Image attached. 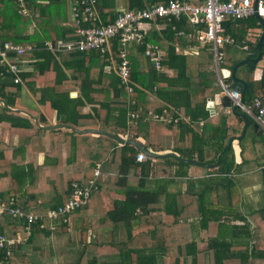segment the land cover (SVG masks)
<instances>
[{
    "label": "trees",
    "instance_id": "16d2710c",
    "mask_svg": "<svg viewBox=\"0 0 264 264\" xmlns=\"http://www.w3.org/2000/svg\"><path fill=\"white\" fill-rule=\"evenodd\" d=\"M160 1L153 2L165 4L169 0ZM113 2L98 0V27L115 21L118 11ZM151 6L153 5L148 0H126L125 10ZM27 9L28 15L23 16L13 0H0V46L11 42L19 46L35 47L34 51L21 57L32 69L27 72L24 70L18 75L19 83H15L16 75L9 72L6 66L0 65V201L14 199L16 206L22 211L43 217L48 210L63 206L72 194V184H86L94 177L97 167L104 173L115 174V186L121 184L125 181L124 175L130 174V166L140 152L132 145L133 142L121 143L117 140L123 139L130 131L134 132L135 142L141 137L147 140L152 153L165 149L156 142V136L162 137L165 132L166 135L176 136L172 150L181 158L210 164L217 161L228 140L227 115L221 111L213 118V112L208 106L209 101H213L215 95L221 92L217 76L213 70L200 71L194 75L188 56L179 52V49L182 51L188 47L199 48V41L196 38L189 40L186 35L193 32L195 36L196 29L202 27H192L183 16L179 20H162L166 25L163 31L148 33L147 40L158 44L167 52L162 65L173 70V76L156 71L151 59L145 55L144 46L131 45L128 55L133 92L129 93L115 70H110L112 61L109 56H103L99 51L90 54H54L44 49L45 41L56 43L73 34L74 29L69 27L73 24V17L68 0H28ZM89 25L86 23L83 27ZM225 28L235 39V43L227 45L224 50L226 60L232 61L228 66L232 69L242 60L233 61L234 48L241 44L252 52L260 36H257L254 43H250L247 40L249 30L260 29L261 26L255 17H251L228 21ZM180 31L185 35L177 36ZM114 44L113 59L116 62L120 45L118 40ZM201 52L207 55L206 51ZM138 56L141 57L143 67ZM90 69L94 70L88 77ZM243 71L252 73L248 68ZM252 84L254 89L246 95L247 104L257 97L258 91L264 93V70L259 82ZM26 89L38 97L37 102L45 114L56 115L58 124L73 125L79 131L99 127L101 134L94 133L97 137H93L81 135L78 130H52V148L47 152L45 162L39 165L37 157L39 153L46 151L43 146L46 132L36 124L34 118L21 112L18 99ZM76 89H79L80 96L73 99L70 93ZM149 94H154L157 99L148 100ZM88 104L93 105L92 112L84 114L83 110ZM164 111L167 117L178 118L179 121L169 124L154 119V115L163 114ZM129 113L138 116L136 122L127 123ZM182 117H189L193 126L180 120ZM208 119L213 121L212 135L204 139L198 132L199 122ZM39 124H43L42 121L39 120ZM7 131L10 135L8 143ZM13 137H18L19 146L13 144ZM55 144L59 146H55L57 149L53 150ZM232 152L230 149L223 157V162L229 164L228 172L234 164L227 160ZM208 153H212L210 158L207 157ZM18 156L21 160H18ZM178 164L181 168L189 167L182 162ZM219 170L226 174V164L222 163ZM226 178L223 183L217 181L211 184L207 180L192 183L189 197L180 190L173 197L178 207L173 205L171 195H167L164 202H161V197L165 194L163 187L145 189L144 182L138 186H124V199L114 200V207H106L104 210V220L114 224L107 240L97 239L94 242L92 235L87 236L89 230L84 228L78 252L71 256L73 250L68 246V255L64 257L62 254L64 259L59 261L64 264H188L191 257V264H199L200 252L196 236L200 231L207 233L209 223L219 220L215 209L217 207L212 203L207 205V190L210 193H218L222 187L230 190L233 186L226 185ZM99 186L100 183L98 188ZM48 195L52 196V202L40 204L41 197ZM162 204L166 214L174 217L173 224L178 228L172 229L164 226L165 223L161 220H156L163 211ZM193 217L197 220L188 223V219ZM41 224H45V228H41ZM68 225L58 222L52 230L47 219H40L34 225L33 234L40 233L49 237L57 234L62 226ZM137 230L138 233L134 234ZM18 231L23 232L20 222H7L0 214V235L12 237ZM211 242L210 248L219 254L222 249L220 241L214 239ZM30 247L32 251L27 252ZM36 248L33 235L15 248L4 264H52L33 251ZM48 248L53 251L50 255L54 258L53 264H58L57 256L60 254L56 252L54 245H48ZM103 254L108 256L103 257ZM219 263L217 260L216 264Z\"/></svg>",
    "mask_w": 264,
    "mask_h": 264
},
{
    "label": "crops",
    "instance_id": "0c3cea01",
    "mask_svg": "<svg viewBox=\"0 0 264 264\" xmlns=\"http://www.w3.org/2000/svg\"><path fill=\"white\" fill-rule=\"evenodd\" d=\"M115 5V10L119 11L121 9L125 10L126 0H113ZM150 1V5L158 4L154 3V0ZM166 0H161L160 2H165ZM168 2V1H167ZM139 10V9H135ZM134 11V10H130ZM257 20V19H256ZM259 23V22H258ZM145 28L151 31H156L160 33L166 28L165 23L161 22H151L147 25H144ZM193 27V26H192ZM262 27L260 29H252L249 30L248 33V41L250 43H254L257 36H261ZM231 35V34H230ZM68 38V37H67ZM154 43V42H153ZM158 45V44H157ZM160 47V46H159ZM179 48H177L178 50ZM191 49L189 52L188 50ZM234 49H239L243 51L246 56L251 53L248 50H244L241 44L236 46ZM164 52V58L167 56V52L162 49ZM192 51H195L192 53ZM198 48L188 47L183 49L182 51L179 49V52L188 56V63L194 75H196L200 71H214V63L213 57L211 53L207 52L203 54L201 50L198 51ZM234 55V53H233ZM245 56V57H246ZM243 57V59L245 58ZM163 58V59H164ZM140 61V65L142 63L141 57L137 58ZM212 66H210L211 63ZM112 61V62H111ZM110 70L114 69L116 72V62L111 60ZM28 63V62H27ZM153 64V62H152ZM154 65V64H153ZM108 66V67H109ZM143 67V63L141 65ZM163 66V65H162ZM228 61L226 60L225 69H231L228 67ZM29 64H26L24 70L31 71ZM141 67V68H142ZM168 72H159L168 74L169 76H173V70L163 66ZM94 69H90L88 71V77L92 75ZM108 72L107 69H105ZM157 71V70H156ZM158 72V71H157ZM246 73V71H245ZM216 74V73H215ZM247 74V76H245ZM237 76L245 79L252 85L254 89L253 82L258 83L261 75L258 78L250 77L251 73H246ZM217 76V74H216ZM218 80V77H217ZM228 83L232 86V82L228 79ZM221 90V89H220ZM248 92V93H249ZM247 93V94H248ZM246 94V95H247ZM80 96L79 89L73 90L70 93V97L75 99ZM257 96L261 97L264 101V93L258 91ZM25 97V99H24ZM226 95H223L221 92L215 95L213 101H209L210 111L213 112L211 117L215 118L218 116V113L223 111L224 114L227 115V127H228V146L230 140L233 138L240 137L243 133L245 127V121L241 117L243 114L239 109L235 112L233 111V105H231L230 99H226ZM148 100H156V96L154 94H149ZM19 106L22 108L21 112L23 115H30L34 119L36 124L44 129L45 137L43 138V146L46 151L39 153L37 157V162L39 165H42L46 160V154L52 148V130H72L66 128V126L73 127L75 130H78L75 126L71 125H61L57 123L56 115L49 116L45 114L44 109L38 104V97L33 96L27 89L23 91L21 97L18 99ZM246 101V97H245ZM28 102V103H27ZM233 103V102H232ZM134 105V104H132ZM93 105H87L83 112L89 113L92 112ZM130 114V113H129ZM128 114L127 123H134ZM186 123H189L193 126L189 117H182ZM39 120L42 121L43 124H39ZM251 121V120H250ZM212 119L201 120L199 122L198 132L201 134L204 139L210 138L212 135ZM250 124L247 129L245 136L241 141H237L235 139L232 142L231 149L233 150L232 154H230L227 160L231 163H234L229 170V164L223 162V157L220 164L214 168L200 167L195 165H189L187 168H181L178 164V159L168 156L161 159L149 158L147 157L146 162L140 163L135 160L132 166H130V174L124 175L125 181L121 184L115 186L116 180L115 174L112 172L104 173L101 170V175L99 177L100 186L96 190H94L93 196H91L89 204L83 208L74 212L70 218V223L68 226H62L60 231L57 234L46 237L43 234L36 233L34 235L35 245L37 248L33 251H36L38 255H40L46 261H50L53 264L54 258L51 257V253H53L52 248H48V245H54L56 252L60 254L57 256V260L64 259L68 255L67 248L73 250L71 252V256L78 252L80 243L81 232L84 228L88 229L87 236L93 238L94 242L97 241H105L108 238V233L110 232V228H113V223L111 221L107 222L104 220V210L107 207L112 208L114 200H123L124 199V186H138L142 185L145 189H164V195L161 197V202L165 200L167 195H171L173 205L176 206V200H174V194H178L180 190L185 194L187 193V197H189L190 186L192 183L201 180H207V183H216L220 181L223 183L225 178L223 175H226V185L233 186L230 190L225 187H222L218 190V193L213 192L210 193L207 190V205L212 203L215 205V208L218 212V222H210L207 227V233L205 231H200L196 236V241L198 243V250L200 252L199 255V264H216V261H220L219 264H264V132L260 134L259 131L255 130L253 127V123ZM82 131H87L85 129H81ZM88 130H93L90 133H82L81 135H90L93 137H97L94 133L101 134L99 127L91 128ZM74 131V130H73ZM147 133V132H146ZM147 135L153 139L151 134ZM104 136V135H103ZM102 136V137H103ZM164 136V137H163ZM9 132H6V143L9 142ZM125 141L135 142L134 132L130 131V133L123 136ZM105 138V137H103ZM13 144L15 146H19L18 137H13ZM137 139V138H136ZM155 139V137H154ZM176 136L173 134L164 135L162 137L156 136V142L159 146H162L163 150L158 151L157 155H169L175 154L180 157L179 154L175 153L172 149L175 147ZM138 143L146 147L150 152H153L149 149L147 140L144 138H138ZM136 142V143H137ZM133 145V144H132ZM135 147V146H134ZM225 147V148H226ZM136 148V147H135ZM224 148V149H225ZM139 150V149H138ZM140 151V150H139ZM224 151V150H223ZM222 151V152H223ZM142 152V151H141ZM221 152V153H222ZM220 153V154H221ZM155 154V153H154ZM219 154V155H220ZM212 153H208L207 157L210 158ZM218 155V157H219ZM32 157V156H31ZM18 160H21V157L18 156ZM149 161L150 164L148 163ZM197 161V160H193ZM218 161V158H217ZM217 161L213 164H216ZM199 162V161H197ZM183 163V162H182ZM202 163V162H201ZM226 164L227 172L222 173L219 168L221 164ZM147 164L150 165V172H147ZM186 164V163H185ZM210 164V163H204ZM145 167V169H143ZM182 172H186V175H183ZM116 183V184H115ZM225 184V183H224ZM102 187V189H101ZM98 190V192H97ZM191 192V191H190ZM52 202V196L41 197L39 203L40 204H48ZM161 216L157 217L156 220H161V222L172 229L178 228V226H174V217L172 215L166 214L162 204ZM4 219L9 222L11 221L7 217ZM197 218L193 217L188 219V223L192 221H196ZM185 220L182 221L184 223ZM186 222V223H187ZM144 228V227H141ZM142 230V229H141ZM20 232V231H18ZM17 232V233H18ZM137 231H134V234H137ZM16 234V233H15ZM14 234V235H15ZM133 234V235H134ZM204 235L206 238L204 239ZM174 237V236H173ZM172 237V238H173ZM214 239H218L220 244L222 245V249L219 254H216L211 248L210 244ZM204 245V247H201ZM207 250V252H206ZM31 247L27 249V252H31ZM21 252V251H19ZM20 254V253H19ZM58 254V255H59ZM63 254V256H62ZM109 254V253H108ZM108 254H103V257L108 256ZM70 259V258H69ZM66 261V260H65ZM191 257L188 259V264H191ZM162 262V259H161ZM207 262V263H206ZM58 264H64L59 261ZM66 264V263H65Z\"/></svg>",
    "mask_w": 264,
    "mask_h": 264
},
{
    "label": "built area",
    "instance_id": "2783aa9c",
    "mask_svg": "<svg viewBox=\"0 0 264 264\" xmlns=\"http://www.w3.org/2000/svg\"><path fill=\"white\" fill-rule=\"evenodd\" d=\"M71 3L73 17V34L65 39H60L56 43L45 41L44 49L54 54L68 52L92 53L99 51L103 56H109L114 60V41H119L120 48L116 53V74L120 78L122 85L129 93L133 92L131 86V62L129 60L128 48L133 45L144 46L145 55L151 59L158 72H168L162 66L164 52L156 43L147 40L149 30L145 28L151 22H161L162 20H179L185 16L188 23L196 29L186 36L189 40L196 38L200 45L199 50H204L212 54L214 70L218 77L221 93L228 96L234 105L246 114L249 119L257 123L264 130V101L257 96L250 103L241 104V94L232 90L228 83V78L224 77L222 71L225 69V47L235 43L234 37L226 32L225 23L231 20H242L255 17L257 13L264 20V0H169L167 3L155 4L149 8L134 11L119 10L115 21L112 24L98 27L96 17V5L98 0H68ZM20 9L23 16H27L28 0H13ZM89 23L88 27L83 24ZM180 31L177 36H184ZM248 50L247 46L243 47ZM35 50L32 45L19 46L11 42H6L0 46V65L8 68L9 72L16 75L15 83L20 82L18 76L26 66V60L21 57L28 52ZM189 52L191 49L188 50ZM196 51V54H198ZM195 51H192V53ZM134 104V102H132ZM155 120L177 123L178 118L167 117L166 111L163 114L153 116ZM129 118L136 122L138 116L130 113ZM136 160L140 163L146 162L147 156L139 152ZM100 167L94 171V177L86 184L74 182L72 184V194L67 202L56 209L48 210L43 217L29 214L22 211L15 204V200L8 202L0 201V214L11 221L20 222L23 225V232H18L12 237L0 235V264H4L12 252L29 238L33 236L34 225L40 219H47L50 228L55 229L58 222L70 223V218L74 212L85 207L92 196L94 190L98 188ZM40 218V219H39ZM45 228V224H41Z\"/></svg>",
    "mask_w": 264,
    "mask_h": 264
},
{
    "label": "water",
    "instance_id": "95a60500",
    "mask_svg": "<svg viewBox=\"0 0 264 264\" xmlns=\"http://www.w3.org/2000/svg\"><path fill=\"white\" fill-rule=\"evenodd\" d=\"M259 0H256V4L258 3ZM255 18L257 19V21L259 22V25L262 27V33L260 36V39L256 45V48L249 53L244 59H242L239 63H237L232 69H224L222 71V74L224 77L230 79V81L232 82V86L231 89L240 93L241 94V99L240 102L241 104H245V97L246 94L249 92V90L252 88V85L247 82L245 79L240 78L237 76V71L241 68L242 70H245L246 68H248L250 71H254L256 65L263 60V44H264V20L258 16V14H255ZM227 100L230 101V98L227 96L226 97ZM231 105L233 104L230 101ZM239 107L237 105H233V111L235 112L236 110H238ZM241 117L244 119L245 121V127L243 130V133L240 137L237 138H233L232 140H230L228 146L224 149V151L219 155L218 157V161L216 164H204L201 162H197V161H193V160H187V159H183L181 157L176 156L175 154H169V155H157L154 154L152 152H150L146 147H144L143 145L133 142V146H135L137 149H139L140 151H142L147 157L149 158H156V159H161L164 157H168V156H172L176 159H178L179 161L186 163V164H190V165H195V166H200V167H207V168H214L216 166H218L222 160V156L224 155V153L226 151H228L229 149H231L232 147V142L237 139V141H241L243 139V137L245 136L246 133V129L247 127L252 124L249 117L246 114H242ZM35 120H37V118H34ZM253 127L255 130L259 131L260 134H263L264 130L262 128H260V126L257 123H253ZM66 128L72 129L74 131L75 128L73 127H69L66 126ZM93 130H87V131H78L79 133H90ZM94 132V131H93ZM117 140L121 143H124L126 141H124L123 139L117 138ZM147 168V172H150V165L147 164L146 166Z\"/></svg>",
    "mask_w": 264,
    "mask_h": 264
},
{
    "label": "rangeland",
    "instance_id": "374dc122",
    "mask_svg": "<svg viewBox=\"0 0 264 264\" xmlns=\"http://www.w3.org/2000/svg\"><path fill=\"white\" fill-rule=\"evenodd\" d=\"M233 53H234V55H233V61H236L238 59H243V57L246 56V54L243 51L239 50V49H234L233 50ZM231 62L232 61H228L229 66L231 65ZM209 63H211V62H209ZM210 66H212V63L210 64ZM263 70H264V59L262 61H260L256 65V67H255L254 71H252L250 77L252 76L254 78H258L262 74ZM243 73L246 74L247 72L245 73V71H243V70L240 69L239 72H238V75H242ZM245 76H247V74ZM24 99H25V97H24ZM55 146L58 147L59 145L58 144H55L53 150H56L57 149V147H55ZM71 175H74V173H71ZM204 236H205L204 237V239H205L206 238V235H204ZM201 247H204V245H202Z\"/></svg>",
    "mask_w": 264,
    "mask_h": 264
}]
</instances>
